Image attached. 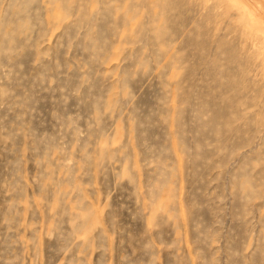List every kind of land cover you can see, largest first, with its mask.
Masks as SVG:
<instances>
[{
  "label": "rangeland",
  "instance_id": "obj_1",
  "mask_svg": "<svg viewBox=\"0 0 264 264\" xmlns=\"http://www.w3.org/2000/svg\"><path fill=\"white\" fill-rule=\"evenodd\" d=\"M0 264H264V0H0Z\"/></svg>",
  "mask_w": 264,
  "mask_h": 264
}]
</instances>
